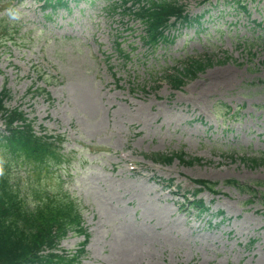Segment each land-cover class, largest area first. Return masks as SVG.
<instances>
[{"label":"rangeland","instance_id":"374dc122","mask_svg":"<svg viewBox=\"0 0 264 264\" xmlns=\"http://www.w3.org/2000/svg\"><path fill=\"white\" fill-rule=\"evenodd\" d=\"M63 1L68 9L49 13L38 0H0V13H24L0 16L11 37L0 45L6 107L38 135H60L67 159L37 179L12 163L11 182L29 201L31 187L74 199L88 236L80 264H264V196L225 183L264 191V167L240 159L264 158V0H178L199 22L170 27L173 42L153 49L129 0ZM206 58L212 66L178 90L165 80ZM179 152L201 163L147 157ZM197 180L216 191L198 194L208 208L199 217L186 201ZM83 241L69 233L57 252Z\"/></svg>","mask_w":264,"mask_h":264},{"label":"trees","instance_id":"16d2710c","mask_svg":"<svg viewBox=\"0 0 264 264\" xmlns=\"http://www.w3.org/2000/svg\"><path fill=\"white\" fill-rule=\"evenodd\" d=\"M154 2L152 9H141L142 12L137 14L146 25L145 41L151 46H156L160 41H168L164 31L171 18L184 24L189 22L183 7L177 5L176 0ZM56 5L63 6L62 0H58ZM201 67L203 65L199 63L189 65L184 77H190ZM174 79L175 87L182 83L179 77ZM0 112L5 116L6 130L9 131L8 135L0 134V264L72 263L77 255L68 258L50 253L40 257L38 252L43 247L55 248L68 230H79V208L74 199L67 192L53 195L31 187L37 202L29 207L28 202L19 196L16 186L11 184L9 176L12 163L29 165L34 170V176H38L41 171L48 172L53 167L59 169L63 155L59 153V147L49 139L34 135L29 124L13 127L15 121L23 122L24 119L16 111L6 110L1 101ZM174 157L183 162L181 155L158 156L157 159L170 164ZM248 160L257 164L253 158ZM57 178L60 179L59 176ZM199 184L206 186V182L200 181ZM196 204L199 206L201 202ZM81 253L82 249L78 251L79 255Z\"/></svg>","mask_w":264,"mask_h":264},{"label":"clouds","instance_id":"9594fccd","mask_svg":"<svg viewBox=\"0 0 264 264\" xmlns=\"http://www.w3.org/2000/svg\"><path fill=\"white\" fill-rule=\"evenodd\" d=\"M22 6H9L4 8L0 16L6 17L11 22H18L23 18L24 13L21 11Z\"/></svg>","mask_w":264,"mask_h":264},{"label":"bare ground","instance_id":"6f19581e","mask_svg":"<svg viewBox=\"0 0 264 264\" xmlns=\"http://www.w3.org/2000/svg\"><path fill=\"white\" fill-rule=\"evenodd\" d=\"M219 77V76H218Z\"/></svg>","mask_w":264,"mask_h":264}]
</instances>
